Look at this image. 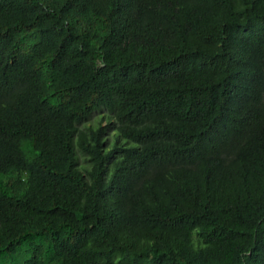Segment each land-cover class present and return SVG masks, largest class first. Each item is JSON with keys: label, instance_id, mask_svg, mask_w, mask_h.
Wrapping results in <instances>:
<instances>
[{"label": "trees", "instance_id": "16d2710c", "mask_svg": "<svg viewBox=\"0 0 264 264\" xmlns=\"http://www.w3.org/2000/svg\"><path fill=\"white\" fill-rule=\"evenodd\" d=\"M0 264H264V0H0Z\"/></svg>", "mask_w": 264, "mask_h": 264}, {"label": "rangeland", "instance_id": "374dc122", "mask_svg": "<svg viewBox=\"0 0 264 264\" xmlns=\"http://www.w3.org/2000/svg\"><path fill=\"white\" fill-rule=\"evenodd\" d=\"M99 121V114H93L88 120L80 124V127H85L86 125L95 124Z\"/></svg>", "mask_w": 264, "mask_h": 264}]
</instances>
